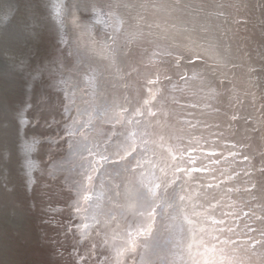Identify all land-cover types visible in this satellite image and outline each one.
I'll return each instance as SVG.
<instances>
[{"label":"water","instance_id":"95a60500","mask_svg":"<svg viewBox=\"0 0 264 264\" xmlns=\"http://www.w3.org/2000/svg\"><path fill=\"white\" fill-rule=\"evenodd\" d=\"M94 1L0 0V264H264V0Z\"/></svg>","mask_w":264,"mask_h":264},{"label":"bare ground","instance_id":"6f19581e","mask_svg":"<svg viewBox=\"0 0 264 264\" xmlns=\"http://www.w3.org/2000/svg\"><path fill=\"white\" fill-rule=\"evenodd\" d=\"M115 1V0H114ZM125 1H127V0H118V3H119V6H118V4L116 3V5H117V7H116V11H114V13H116V17H118V21H119V19L121 20V21H124V19L126 20V19H131L132 17H133V14L132 13H128L127 12V9H125L124 10V12L123 13H121V9L122 8H124V7H126V5H125ZM99 1L98 0H95L94 1V3H98ZM152 6V7H151ZM156 6H155V2L152 4H150L149 5V7H148V9H147V11H149L150 9H152V11L153 10H155L154 8H155ZM143 10H145V8H142V11H141V13H143V12H145V11H143ZM129 11H134V10H131V9H129ZM146 11V12H147ZM136 13H137V11H136ZM146 13H144L143 15H145ZM142 15V16H143ZM147 16V15H146ZM128 22V21H127ZM133 28V27H132ZM129 32V31H128ZM132 34V33H131ZM130 34V35H131ZM91 42H93V41H91ZM110 42V41H109ZM108 42V43H109ZM95 43V42H94ZM120 44V45H119ZM118 45H119V49H116V50H122V52H124V44L122 43V41H120V39H119V42H118ZM117 45V46H118ZM95 46V45H94ZM109 48H107V50L106 49H104L102 52H105V51H107V53H106V55L107 54H114V53H116L113 49H109ZM135 53L136 54H138V50H137V52L135 51ZM134 53V54H135ZM102 54V53H101ZM100 54V55H101ZM99 57H101V56H99ZM104 57V56H103ZM104 60H102V59H99L98 61H94V63H93V66L92 67H90V69H87V79H88V81L92 84V85H94V83H95V81H97L98 79V77H100V79H102V78H105V76H108V75H106L107 73H109V76H110V74H113V71H114V73H116V69L115 70H113L117 65H119V64H121V67H119V68H121V69H119V70H123L124 72H126V71H128V70H130L129 69V67H132L133 66V61H131V59H130V61L129 60H127L126 58H125V61H123V60H119L120 61V63H119V61H117V62H114V61H116V60H118V57H116V59L111 63V64H109V65H107V62L105 61V58H103ZM89 60L91 61V62H93V60L91 59V58H89ZM117 63H119V64H117ZM116 64V65H115ZM105 74V75H104ZM100 75H104L102 78H101V76ZM97 79V80H96ZM95 88V87H94ZM125 88H127V87H124L123 89H125ZM138 91V90H137ZM95 92V91H94ZM128 92H129V89H128ZM140 92L141 91H139L137 94L138 95H140ZM131 95V93H128L127 95ZM64 99H63V102H62V104H63V111H64V113L66 114H68L69 116H73L74 115V117H75V115L76 114H80V113H84V114H86V112L88 111V109H89V107L86 105V106H83L82 104H84V102H83V100H82V98H79V97H77L76 99H73V98H71L70 96H68V95H66V92L64 91ZM91 96V95H90ZM61 97V98H62ZM123 97H125V95L123 96ZM214 124H215V131H213V133H214V135H216V140H215V142L214 143H212V144H214V145H212L213 147H214V149H218L219 147H220V145L225 141V135H223L222 134V132H221V128H220V125H219V122L218 121H215V122H213L209 127H208V129H210V127L211 126H214ZM224 125H226V122H224L223 123ZM70 125H72V124H70ZM69 125H68V123H66V122H63V123H61V127L62 128H66V127H68ZM206 126H204L203 128H205ZM164 128L165 127H162V131H164ZM206 130V131H201V137H202V139L205 137H209V135H210V132H209V130ZM170 133L172 132H175L174 131V127H171L170 128ZM52 133V131H46V134L44 135V136H47V135H50ZM42 134H44V133H38V140H40L41 139V137H40V135H42ZM166 135V132H165V134H163V136H165ZM171 135H175V134H171ZM170 135H168V137H169ZM211 136V135H210ZM156 138H158V139H160L161 138V136L160 137H156ZM120 140V139H119ZM64 176V175H63ZM221 176H222V174L221 173H219V172H217V171H214V174H213V177H214V180H216V181H219V179L221 178ZM215 181V182H216ZM5 193H6V190L4 191V193L1 195V197H0V201L1 200H3L4 199V196H5ZM208 204H209V202H207ZM210 205H211V203H210ZM208 208V205L206 204V203H204L203 205H201V206H199V215H200V217L204 214V212L206 211V209ZM173 247H175V246H173ZM163 250H164V255H162L161 256V258H162V260H161V262H160V264H173L175 261H173L172 260V258H169V257H175V259H176V256H177V254L175 255H172L171 253L174 251V249L172 248V246L171 247H166V248H162ZM183 251H185L183 248L181 249L180 248V245H179V252H180V255L181 254H183ZM176 252H177V249H176ZM175 252V253H176ZM183 260H184V257H178L177 259H176V262H175V264H184V262H183Z\"/></svg>","mask_w":264,"mask_h":264}]
</instances>
